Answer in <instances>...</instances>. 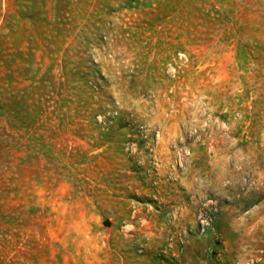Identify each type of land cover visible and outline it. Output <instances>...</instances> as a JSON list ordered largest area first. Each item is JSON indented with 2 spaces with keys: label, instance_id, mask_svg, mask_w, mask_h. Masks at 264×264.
I'll list each match as a JSON object with an SVG mask.
<instances>
[{
  "label": "rangeland",
  "instance_id": "obj_1",
  "mask_svg": "<svg viewBox=\"0 0 264 264\" xmlns=\"http://www.w3.org/2000/svg\"><path fill=\"white\" fill-rule=\"evenodd\" d=\"M0 264H264V0H0Z\"/></svg>",
  "mask_w": 264,
  "mask_h": 264
}]
</instances>
